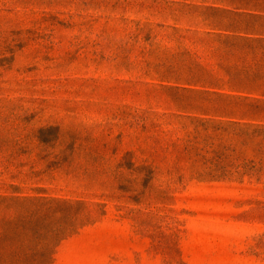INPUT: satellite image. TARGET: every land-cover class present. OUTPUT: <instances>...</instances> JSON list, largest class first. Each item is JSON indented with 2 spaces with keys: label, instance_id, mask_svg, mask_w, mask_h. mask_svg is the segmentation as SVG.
Segmentation results:
<instances>
[{
  "label": "rangeland",
  "instance_id": "obj_1",
  "mask_svg": "<svg viewBox=\"0 0 264 264\" xmlns=\"http://www.w3.org/2000/svg\"><path fill=\"white\" fill-rule=\"evenodd\" d=\"M212 2L0 0V218L45 216L51 264H264V102L185 82L234 77Z\"/></svg>",
  "mask_w": 264,
  "mask_h": 264
},
{
  "label": "trees",
  "instance_id": "obj_2",
  "mask_svg": "<svg viewBox=\"0 0 264 264\" xmlns=\"http://www.w3.org/2000/svg\"><path fill=\"white\" fill-rule=\"evenodd\" d=\"M176 28V27H175ZM178 29V28H176ZM191 32V29L185 30ZM199 41L207 45L206 50L217 60V67L234 75L230 79L191 78L185 82L189 85L206 87L207 91L225 97L227 106H237L241 99L264 102V37L256 39L243 38L230 34L203 32ZM253 41V42H250ZM215 42V45L210 43ZM241 49L246 50L241 52ZM250 62V60H256ZM195 75L211 74L208 69L215 68L212 64H195ZM244 75L243 78L239 77ZM252 75V76H250ZM208 127L206 126L205 129ZM229 146L214 149L216 159L224 158ZM251 161L244 163L248 167ZM255 169V164L249 166ZM15 197H1L0 203L15 201ZM45 225V216L29 213L25 217L12 219L0 218V264H51L53 243L38 242L40 238L47 240L49 236L38 231ZM52 239L59 235H52Z\"/></svg>",
  "mask_w": 264,
  "mask_h": 264
},
{
  "label": "crops",
  "instance_id": "obj_3",
  "mask_svg": "<svg viewBox=\"0 0 264 264\" xmlns=\"http://www.w3.org/2000/svg\"><path fill=\"white\" fill-rule=\"evenodd\" d=\"M202 9L209 12L201 14L211 30L202 31L201 36L203 32L230 34L241 37V44L243 38L264 37V0H214Z\"/></svg>",
  "mask_w": 264,
  "mask_h": 264
}]
</instances>
